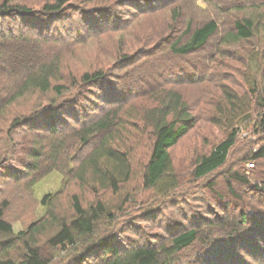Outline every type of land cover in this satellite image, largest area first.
<instances>
[{"label": "rangeland", "instance_id": "rangeland-1", "mask_svg": "<svg viewBox=\"0 0 264 264\" xmlns=\"http://www.w3.org/2000/svg\"><path fill=\"white\" fill-rule=\"evenodd\" d=\"M27 1L34 11H41L46 0ZM256 1L257 5H252ZM260 3L73 0L62 14L43 19L32 15L0 17V51L6 45L3 34L13 32L17 37L10 41L12 46L28 48L34 59L43 56L54 62L53 69L59 70V75L53 84L67 86L62 94L31 91L13 107L19 111L37 104L45 107L42 114H46L55 112L51 103L56 110L60 106L54 113L58 133L46 129L44 117L29 116L24 121V116L18 115L16 119L23 121L3 123L12 106L5 105L6 96L0 98V203L9 202L5 218L15 233L33 223L49 220L52 224V213L58 219L71 214L73 193L82 194L86 203L102 197L112 207L117 220L110 235L123 249L143 241L170 243L174 236L193 227L211 234V223L216 225L219 218L231 219L247 211L249 222L237 238L239 232L214 228L215 240L184 252L180 264H264V238H259L257 229L259 221L264 223V195L254 190L256 180L246 159L264 144V127L260 126L264 109L256 104L257 95L264 94V4ZM213 17L219 21V31L204 47L185 56L171 49L177 40L178 44L188 41L190 33L185 30L189 24L194 30ZM245 17L256 21L254 36L225 43L223 36L233 31L235 19ZM21 33L28 38L20 39ZM97 70L104 71L103 80L83 84V73ZM173 90L182 94L193 116L188 132L169 149V172L177 187L163 181L147 188L143 179L153 128L145 112L160 106L161 97ZM115 108L119 139L114 141L130 155L131 179L117 193L89 194L78 178L89 147L75 132ZM234 130L238 131L236 144L225 164L197 177L198 161ZM124 139L127 142L122 144ZM9 155L11 159H5ZM234 173L251 182L234 178ZM252 195L255 198L250 200ZM256 202L258 207H249ZM97 255L86 257L82 264H95L108 254ZM222 257L225 259L220 260ZM60 261L53 264H74L72 260Z\"/></svg>", "mask_w": 264, "mask_h": 264}, {"label": "trees", "instance_id": "trees-1", "mask_svg": "<svg viewBox=\"0 0 264 264\" xmlns=\"http://www.w3.org/2000/svg\"><path fill=\"white\" fill-rule=\"evenodd\" d=\"M72 1L46 0L41 11H34V7L29 6L27 0H3L0 3V17L6 20V18L14 19L32 15L41 16L43 19L49 15L62 14L68 10ZM253 3L252 5H257L258 2ZM260 4H264V0H261ZM255 26L256 21L253 18L235 19L233 31L225 34L223 41L227 44L238 43L242 39L252 38ZM219 27V21L215 17L197 25L194 30H192V24H189L185 30L186 33H190L188 41L178 44L177 40L172 44L171 49L184 56L197 52L217 34ZM28 36L25 33L19 35L22 40L27 39ZM3 37L6 40V45L3 47V51H0V70L2 71L0 98L6 96L5 105L12 106L3 116V123L6 124L8 120L9 123L14 121L18 115L24 116V121L29 116L38 119L44 117L47 120L46 129L49 132L58 133L60 129L57 115L54 113H57L60 106L56 110V107L51 103V109H54L55 112L50 111L46 114H42L45 107L42 109L37 104H34L31 109L19 111L14 110L13 107L31 91L49 93L54 90L57 94H62L67 86L53 84L55 76L59 75V70L53 69L54 62H47L48 58L38 56L34 59L30 52L28 53V48H14L11 42L17 36L14 37L13 32L8 31L3 34ZM104 76L105 73L101 70L85 72L81 76V80L83 84H96L103 80ZM261 97V93L257 95L256 104H259V109H264V94ZM160 102V106L150 107L145 112L146 121L149 120L153 128V141L151 154L145 163L143 181L147 188H154L163 181L166 182V186L176 188L177 185L169 172L171 167L169 149L175 146L188 132L193 124V116L179 91H168L161 97ZM117 114L116 108L108 109L102 116L91 123L84 124L81 129L75 132L78 140L89 147L88 157L80 163L81 168L78 173V178L83 181V185L85 184L87 189L86 192L89 194H92V191L100 194L107 191L117 193L131 179L130 155L123 152L122 148L117 146L114 141V139H119L115 131L119 124ZM23 120L18 118L15 121L19 123ZM260 126L264 127V119L261 120ZM237 133L238 131L234 130L231 136L216 145L208 155L202 156L195 167L197 177H203L225 164L230 150L236 144ZM118 141L122 143L120 140ZM124 142H127V139H124L122 144ZM95 144L99 145L95 146ZM8 149L7 145L6 154L9 153ZM2 159H11V156H5V159ZM246 159L248 160L247 169L256 180L254 190L260 195H264V165H261L264 163V144L258 149L252 150ZM249 163L254 165L249 167ZM234 178L244 183L251 182L249 178L239 175V173H234ZM91 185L93 186L92 190L90 189ZM229 185L232 186L231 181H229ZM254 198L253 195L249 197L250 200ZM71 200V214L58 219L55 213H52V224L49 220L38 224L33 223L27 230L17 234L12 224L5 218L9 202L4 200L0 203V235L4 237V240L0 241V264H53L60 260V262L72 260L74 264H82L86 257L98 254L97 258H99L100 254L104 252L108 255H104L95 264H180L184 252L196 247L199 243L209 244L210 241L215 240V238L213 239L214 228L225 230L230 234L239 232L235 237L237 238L249 222L247 211H241L238 215L234 214L231 219L225 216L219 218L216 225L211 223L213 234H203L202 229L193 227L174 236L170 243L143 241L123 249L112 241L114 238L111 237L110 230L116 226V213H113L112 207L102 197H93L86 203L82 194L73 193ZM43 202H46V197ZM257 205L256 202L249 207L254 209L258 207ZM50 210L48 207L47 211L50 212ZM257 225L259 238H264V223L259 221ZM242 236L241 234V238ZM19 248L21 250L19 255H14V251ZM226 254L231 255V252ZM224 259L225 257H222L220 260Z\"/></svg>", "mask_w": 264, "mask_h": 264}, {"label": "built area", "instance_id": "built-area-1", "mask_svg": "<svg viewBox=\"0 0 264 264\" xmlns=\"http://www.w3.org/2000/svg\"><path fill=\"white\" fill-rule=\"evenodd\" d=\"M254 164H252V163H249V167H252Z\"/></svg>", "mask_w": 264, "mask_h": 264}]
</instances>
